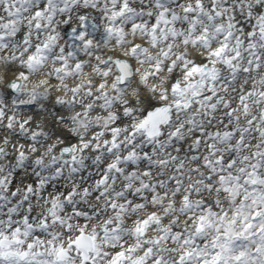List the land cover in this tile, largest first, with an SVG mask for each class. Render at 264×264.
I'll list each match as a JSON object with an SVG mask.
<instances>
[{
  "label": "snow or ice",
  "instance_id": "6c2138e0",
  "mask_svg": "<svg viewBox=\"0 0 264 264\" xmlns=\"http://www.w3.org/2000/svg\"><path fill=\"white\" fill-rule=\"evenodd\" d=\"M0 264H264V0H0Z\"/></svg>",
  "mask_w": 264,
  "mask_h": 264
}]
</instances>
